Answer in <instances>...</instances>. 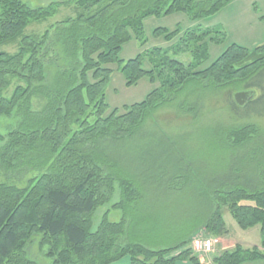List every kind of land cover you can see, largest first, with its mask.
Masks as SVG:
<instances>
[{"label": "trees", "instance_id": "trees-1", "mask_svg": "<svg viewBox=\"0 0 264 264\" xmlns=\"http://www.w3.org/2000/svg\"><path fill=\"white\" fill-rule=\"evenodd\" d=\"M230 1L67 0L30 7L22 0H0V119L15 121L13 128L0 132V264H38L27 252L34 241L41 252L45 248L41 254L47 264H121L124 256H129V264H200L187 245L201 229L210 236L227 233L220 207L243 229L259 225L260 242L251 247L235 244L214 256V263L264 261V148L255 149L249 160L239 153L258 133L253 124L221 129L225 148L235 151L233 159L217 160L219 167L214 163L208 176L193 168L191 178L202 191L207 189L203 194L211 203L204 219L194 217L195 227L183 226L176 242L162 248L128 241L126 233L131 215H138L137 205L149 200L165 204L161 199L173 194L181 179L190 178V169L179 160L169 163L173 145H166L165 151L145 148V155L118 146L137 136H155L158 112L189 87L217 91L247 84L264 69V41L252 49L230 44L200 68L209 58L208 41L215 38L210 35L219 29L191 25L182 32L178 26L171 31L158 27L153 34L162 37L165 46L125 62L119 53L132 39L146 42L147 18L182 13L195 22ZM66 5L73 7V16L40 33L25 32L30 23L43 22ZM14 43L13 52L3 49ZM182 53L192 57L189 64L177 60ZM114 65L127 86L141 78L156 85L141 101L109 109L105 88ZM47 67L53 69L50 82ZM34 97L39 107L33 105ZM255 99L249 104L260 97ZM202 106L183 100L175 106L174 119L195 120ZM116 187L120 200L111 208L122 216L110 221L105 212L93 228L94 212L111 201ZM151 214L152 221L166 222V209L158 207Z\"/></svg>", "mask_w": 264, "mask_h": 264}, {"label": "rangeland", "instance_id": "rangeland-1", "mask_svg": "<svg viewBox=\"0 0 264 264\" xmlns=\"http://www.w3.org/2000/svg\"><path fill=\"white\" fill-rule=\"evenodd\" d=\"M30 7L46 6L51 2H65L67 0H22ZM73 7L69 5L59 8L55 15L49 17L43 22H32L25 29L26 33H40L50 24L56 21H61L67 17L73 16ZM191 25H198L202 28L219 29L218 33H211V37H215L214 42L207 41L209 49V58L204 62L200 68L208 66L228 45L236 43L241 46L252 49L253 47L261 44L264 41V0H231L225 7L221 8L218 12L211 16L203 17L195 22L188 20L184 14H174L166 17H151L147 18L144 22V37L146 42L140 44L137 40H130L125 43L119 53V58L126 61L133 58L138 53L149 50L154 46L163 47L166 42L162 37L154 36L153 30L155 28L164 27L171 31L175 27H179L182 32ZM3 49L13 52L16 49V43L3 46ZM57 51V46L55 47ZM54 56L53 54H51ZM177 60L187 65L191 62L192 57L188 53H182L176 56ZM66 61V60H64ZM115 66V65H114ZM145 68L149 64L145 61ZM53 69L47 67L46 79L50 82ZM156 83L150 82L147 78H141L133 85L127 86L125 79L121 72L117 70V65L110 76L107 87L105 88V101L112 109L114 107L122 108L125 104L139 102L146 94L155 86ZM251 90L252 96L248 99H255L260 97L259 100L252 103L238 106V109L232 106L230 97L234 100L233 96L236 92ZM230 96V97H229ZM262 98V99H261ZM183 100L186 102L202 103L203 106L198 112L195 120L190 117L183 116L182 119H174L175 106ZM33 105L39 107V100L34 97L32 100ZM238 110V111H237ZM158 122L156 123L158 129L155 136L140 137L137 136L132 143L121 144L118 148H134L131 150L132 154L141 153L146 154L145 148H160L165 151L166 145H173L171 147L172 154H169V163L176 164L177 161L183 163L186 170V175L190 178H183L180 180L178 189L169 193L161 201L165 204H154L153 200L145 201L137 205L136 210L138 215H131L136 222L130 217L126 233L128 241L145 244L150 248H162L167 245L174 244L176 237H178L184 226L195 227L197 219H204L205 215L209 213L211 203L205 198L206 188H202L196 184L191 178L193 168L199 171L200 175L208 176L211 174L209 170L212 165L219 167L217 160L221 158H234L235 151L225 148L224 141L221 139V129L233 125L253 124L257 127L258 133L251 137L244 147L241 148L240 154L245 157H253L255 149L264 148V69L252 75L247 84L229 86L217 91L200 90L195 87H189L182 92L167 109L158 112ZM12 117H3L0 119V132L4 134L7 129L13 128L15 125ZM147 128L151 129L150 126ZM148 129V130H149ZM251 136V135H250ZM150 138V139H149ZM152 138V139H151ZM153 138L155 140L153 141ZM149 139L151 142H148ZM153 141V142H152ZM1 145V143H0ZM176 150V152H174ZM180 150V151H179ZM159 156V155H157ZM182 157L183 159H178ZM249 160V159H248ZM231 161V160H229ZM248 171V169L246 170ZM2 170L0 169V179ZM248 177V174L246 175ZM24 181V180H23ZM23 183V182H22ZM205 195H204V194ZM171 201H169V200ZM120 200L119 189L116 187L112 195L111 201L98 207L93 214V228H95L100 221L102 215L107 212L110 221H118L122 216L120 210L112 209L111 205ZM164 208L167 211L166 222L156 223L152 221L154 216L151 214L156 208ZM185 211V213H183ZM222 216L227 229V236H212L218 239L215 250L209 255V260H213L214 255L220 251L233 248L231 241H236L244 247H251L258 245L260 240L259 225L251 228H241L232 215L224 207H220ZM207 233V232H206ZM203 230L197 231L193 234L189 244L187 245L190 250L196 254L198 259L202 256L196 253L191 242L193 239L201 238ZM43 248L42 252L44 254ZM28 257L37 261L38 264H47L48 260L42 255L37 241L32 242L27 248ZM179 251H173L170 255H174ZM207 255V254H205ZM204 261V260H203ZM118 263L129 264V256H124ZM263 263V262H262ZM255 264V263H251ZM256 264H261L256 262Z\"/></svg>", "mask_w": 264, "mask_h": 264}, {"label": "built area", "instance_id": "built-area-1", "mask_svg": "<svg viewBox=\"0 0 264 264\" xmlns=\"http://www.w3.org/2000/svg\"><path fill=\"white\" fill-rule=\"evenodd\" d=\"M218 239L208 235H202L201 238L193 239L191 246L196 253H200L202 256L209 255L215 250L214 246L217 245Z\"/></svg>", "mask_w": 264, "mask_h": 264}, {"label": "water", "instance_id": "water-1", "mask_svg": "<svg viewBox=\"0 0 264 264\" xmlns=\"http://www.w3.org/2000/svg\"><path fill=\"white\" fill-rule=\"evenodd\" d=\"M252 94L253 91L251 90L239 91L234 94L233 98L238 106H242L249 101L248 99L252 96Z\"/></svg>", "mask_w": 264, "mask_h": 264}, {"label": "crops", "instance_id": "crops-1", "mask_svg": "<svg viewBox=\"0 0 264 264\" xmlns=\"http://www.w3.org/2000/svg\"><path fill=\"white\" fill-rule=\"evenodd\" d=\"M228 233H226L225 237L227 236L228 238ZM233 245L235 244H240L239 242L236 241H231ZM260 242V240H259ZM242 245V244H241ZM259 245V244H258ZM253 246V245H252ZM204 260V261H203ZM200 264H215L214 261L211 259L209 260V255L208 256H203L201 259H199ZM263 262V263H262ZM260 262L261 264H264V261ZM256 264V262H254ZM174 264H192L190 261L188 260H180V261H176ZM251 264V263H250Z\"/></svg>", "mask_w": 264, "mask_h": 264}]
</instances>
